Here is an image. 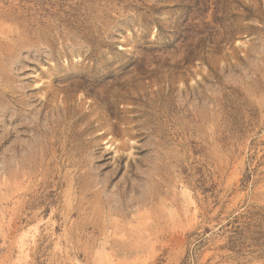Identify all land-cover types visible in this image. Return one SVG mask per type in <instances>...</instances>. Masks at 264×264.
<instances>
[{
    "label": "rangeland",
    "instance_id": "1",
    "mask_svg": "<svg viewBox=\"0 0 264 264\" xmlns=\"http://www.w3.org/2000/svg\"><path fill=\"white\" fill-rule=\"evenodd\" d=\"M0 264H264V0H0Z\"/></svg>",
    "mask_w": 264,
    "mask_h": 264
}]
</instances>
